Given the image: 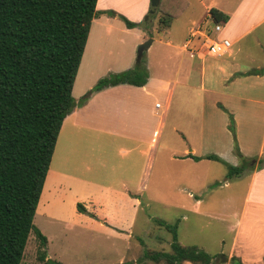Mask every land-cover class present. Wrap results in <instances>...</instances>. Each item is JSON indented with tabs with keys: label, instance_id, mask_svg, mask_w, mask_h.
Listing matches in <instances>:
<instances>
[{
	"label": "crops",
	"instance_id": "obj_1",
	"mask_svg": "<svg viewBox=\"0 0 264 264\" xmlns=\"http://www.w3.org/2000/svg\"><path fill=\"white\" fill-rule=\"evenodd\" d=\"M101 1L97 2V10H101L100 14L113 10L136 23L149 13L151 7L150 0H142L135 11L120 8L116 0H105L106 3L101 7ZM198 2L205 10L203 21L210 19L215 23L209 12L211 8L227 14L229 20L221 24L222 28L216 31L219 32L216 34L205 22L200 27L190 28V38L179 47V44L170 38L168 31L173 19L180 17L183 13H169L173 6L179 3V0H166L164 3L162 0L159 5V8L162 6L163 9L162 14L172 16L170 26L162 28L158 23L157 29L158 33L169 35L167 39H164L165 41L162 38L159 39L164 48L165 62L162 65L166 70L164 75L159 76L152 73L149 61L147 63L149 77L143 86L118 84L99 91H92L88 96L74 95L78 105L63 121L38 203L39 207L41 198L48 187L50 208L47 215L49 217L53 216L55 210H59L66 204H72L74 200L75 213L73 216L81 224L86 225L87 229L102 230L105 224L109 223L114 227V229L109 228V231L124 235L127 229L123 225L131 224L128 223L131 222V218L134 223L138 207L142 210L144 209L143 203H147L145 193L149 187H152L155 175L159 174L160 170L169 171V163H175L178 168L181 165L184 172L189 170L191 176L193 173L199 174L202 166L208 167L211 161L218 160L207 158L195 160L188 156L189 154L196 156L215 154L227 162L214 152L197 153L199 137L201 139L199 147L202 148L205 125L203 131L201 130L195 139H188V144L186 143L187 145L179 152L172 149L171 153L166 154V151H162L166 150L164 149L166 147H162L163 134L173 110V100L177 90L181 87L182 95L187 96L194 93L192 87L195 83H191V80L196 76L200 75L202 79L200 88L207 93L215 88L211 83L210 73L217 72V76L220 77L217 90L227 95L230 101H235L234 104L238 107H242L246 101L245 93L248 87H255L259 83H261L260 88L264 87L262 83L264 74H247L254 69L263 68L264 64L251 69H239L235 57L236 50L232 49L234 45L248 38L264 23V0H198ZM136 35L140 38L138 33ZM209 38L227 39L231 46L221 55L211 54L206 49ZM141 39L145 41L147 38L142 36ZM155 42L156 39L153 38L148 51L153 48ZM115 47L117 45L113 46ZM120 47L125 48L121 45ZM183 51H187L188 54ZM117 54L116 59L120 54H126L121 58L129 62V65L134 62L135 52L133 51L128 54L118 51ZM192 56H197L201 63L196 62ZM170 61L174 64L175 70L173 69V72L168 74L167 62ZM93 62L97 64L99 61ZM132 68L134 67L129 69ZM101 76L96 73L94 66L84 83L85 89H91ZM161 98L165 100L164 105L157 102ZM216 104L218 107L223 106L227 112L229 111L228 106L223 102L216 101L214 105ZM255 106H258L257 110L261 109L260 107L264 110V98H260ZM235 129L238 144L236 121ZM206 134L211 139L213 138L210 133L206 132ZM182 135L187 140L186 135L184 133ZM239 150L242 153L240 147ZM262 151V154L257 155L259 164L260 159L264 157V149ZM220 154L222 155V152ZM243 155V161L250 159L246 154ZM259 164L256 167L245 166V170L239 176H233V178H240L247 175L245 182L247 192L242 202L239 218L232 226L235 228V235L227 255L230 259L237 257L245 264H264V163L262 168H258ZM233 178L226 177L223 182H211L210 187H229L230 180L232 181ZM215 183L220 184L215 186ZM201 202L202 199H197L196 207L200 206ZM79 204L86 209L87 213L90 212L97 218L79 212L77 209ZM59 211L61 213L58 217L61 221L67 220L68 213ZM129 234L130 231H128V236ZM182 264L195 263L184 261Z\"/></svg>",
	"mask_w": 264,
	"mask_h": 264
},
{
	"label": "rangeland",
	"instance_id": "obj_2",
	"mask_svg": "<svg viewBox=\"0 0 264 264\" xmlns=\"http://www.w3.org/2000/svg\"><path fill=\"white\" fill-rule=\"evenodd\" d=\"M116 1L120 4V8L131 11H135L142 2V0ZM165 1L163 0V3ZM187 1L179 0V3L173 6L169 12L171 14L183 12L180 17L173 19L172 26L168 30L170 38L179 44V47L190 38V28L200 27L203 22L210 26L215 34L219 33L215 30V23L210 19L203 21L205 10L198 0ZM101 3L102 7L106 2L102 0ZM162 10L161 6L151 16L148 15L149 13L146 14L134 28H128L118 15L109 17L107 13H99L92 23L83 62L74 85L73 96L79 94L88 96L92 91H95L96 84L88 90L84 87L90 70L94 66L96 73L102 75L99 80L128 70L130 67L135 68L138 64V48L148 39L155 38L156 42L151 50L143 53V63L147 66L150 61L151 72L159 76L164 75L166 72L164 66L162 67L165 62L164 48L159 39H167L169 35L157 31L158 23L160 27H166L159 22ZM167 18L169 19V17ZM142 36H146L147 39L143 41ZM115 45L117 47L113 48ZM120 45L125 48L123 49ZM98 47L101 48L98 49ZM232 49L236 50L235 57L239 69L245 70L263 65L264 23L248 38L234 45ZM118 51L127 54L135 52L134 62L129 65V62L123 60V55L126 54H120L119 58H122L116 59ZM183 53L188 54L187 51H183ZM192 57L196 62L201 63L197 56ZM93 61L99 62L96 64ZM167 65L169 67L168 74H171L173 69L175 70L174 64L170 61L167 62ZM210 75H212L211 83L215 87L211 92L206 93L200 88L202 81L200 75L191 80V83H195V86L192 87L194 93L187 96L182 95L181 87L177 90L173 100V110L163 134L162 147H166L164 148L166 150L162 151H166V154L171 153L172 149L181 151L188 144V139H195L205 125L202 148L199 147L201 139L197 137L198 154L214 152L231 165L244 164L248 168L256 167L259 164L257 155L262 154V149H264V110L262 107L257 110L258 106H255V103L260 98H264V87L260 88L261 83L255 87H248L245 93L246 101L242 107H238L234 104L235 101H230L227 95L217 90L220 78L217 76V72H211ZM197 85L198 87H196ZM216 101L227 105L229 111L218 107L217 104L214 105ZM157 102L165 104L164 98L158 99ZM230 113L234 115L238 127V145L242 149V153L250 159L243 161L236 154L235 138L229 129ZM206 132L210 133L213 138L211 139ZM182 133L186 135L187 140L183 138ZM169 167L167 172L160 170L159 174H154L153 185L145 193L147 203H143L144 209L142 208V210H139L138 207L134 223L131 218V222H128L131 224L123 225L127 229V233L124 235L109 231V228L114 229L109 223H106L102 230L87 229L86 225L81 224L73 216L75 213L74 200H72V204H66L59 208V210L68 213L67 220L61 221V218L58 217V214L61 213L59 210H55L53 216L49 217L47 213L50 208V195L48 187H46L35 214L34 223L47 237V246L46 248L41 247L40 241L32 231L26 244L22 264H47L48 259L62 264H167L165 261L155 262L144 256L146 250L173 252L171 248L173 234L164 226H160L159 220L177 224L180 244L184 246L196 245L214 255V260L220 264H229L231 259L227 253L235 235V228L232 226L239 218L242 202L247 192V187H245L247 175L240 178L232 177L229 187H210L211 182H223L227 177L228 167L221 161H211L208 167L200 168L199 174L193 173L191 176L189 170L184 172L181 165L178 168L175 163H169ZM194 196L197 198H193ZM197 199H202V202L200 206L196 207ZM85 214L97 218L90 212ZM128 231H130L129 236ZM43 251H46L47 254L46 258L42 259ZM221 255L228 257V261L222 262Z\"/></svg>",
	"mask_w": 264,
	"mask_h": 264
},
{
	"label": "trees",
	"instance_id": "obj_3",
	"mask_svg": "<svg viewBox=\"0 0 264 264\" xmlns=\"http://www.w3.org/2000/svg\"><path fill=\"white\" fill-rule=\"evenodd\" d=\"M97 2L0 0V264H22L32 231L41 247L47 246V237L34 218L63 121L78 105L73 88L92 21L100 13ZM209 12L217 24L229 20L216 8ZM106 13L118 15L128 28L138 25L113 10ZM154 13L149 11L148 15ZM171 20L172 16L166 14L159 18L162 26H170ZM247 74H264V67ZM148 77V68L141 59L135 68L101 78L94 90L118 84L143 86ZM229 129L235 138L236 154L244 159L236 142L232 113ZM188 156L222 161L228 167L227 178L239 176L246 168L244 164L230 165L215 154ZM263 163L264 157L258 168ZM77 207L87 213L81 204ZM158 224L173 234V252L146 250L145 258L167 264H220L198 246L180 244L177 224L164 220ZM46 254L43 251L41 258ZM47 264L62 263L48 259ZM231 264L245 263L232 257Z\"/></svg>",
	"mask_w": 264,
	"mask_h": 264
},
{
	"label": "built area",
	"instance_id": "obj_4",
	"mask_svg": "<svg viewBox=\"0 0 264 264\" xmlns=\"http://www.w3.org/2000/svg\"><path fill=\"white\" fill-rule=\"evenodd\" d=\"M222 28L221 24H215V30L220 31ZM231 46V43L227 39L218 40L215 38H209L206 43V49L209 53L215 55H221L227 51V49ZM186 48L188 46L186 45ZM159 105V104H157Z\"/></svg>",
	"mask_w": 264,
	"mask_h": 264
},
{
	"label": "water",
	"instance_id": "obj_5",
	"mask_svg": "<svg viewBox=\"0 0 264 264\" xmlns=\"http://www.w3.org/2000/svg\"><path fill=\"white\" fill-rule=\"evenodd\" d=\"M162 0H151V6L150 13H154L156 9L159 7ZM153 39H148L147 41L143 42L139 48H138V55H137V61L139 62L142 59L143 53L145 50H147L150 45L152 44ZM220 259L222 262H227L228 257L225 255H221ZM217 260V259H216Z\"/></svg>",
	"mask_w": 264,
	"mask_h": 264
}]
</instances>
